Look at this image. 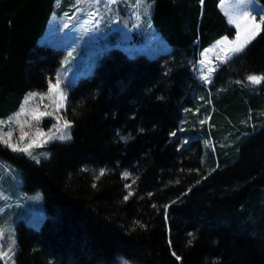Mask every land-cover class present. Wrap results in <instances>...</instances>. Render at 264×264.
Masks as SVG:
<instances>
[{
    "label": "trees",
    "instance_id": "1",
    "mask_svg": "<svg viewBox=\"0 0 264 264\" xmlns=\"http://www.w3.org/2000/svg\"><path fill=\"white\" fill-rule=\"evenodd\" d=\"M72 2L0 0V118L54 78L64 50L38 38ZM144 16L170 51L110 42L68 90L71 139L37 160L0 144L19 187L43 198L37 227L17 221L16 264H264V82L245 79L264 75V33L205 85L200 52L235 34L220 0H144Z\"/></svg>",
    "mask_w": 264,
    "mask_h": 264
},
{
    "label": "rangeland",
    "instance_id": "2",
    "mask_svg": "<svg viewBox=\"0 0 264 264\" xmlns=\"http://www.w3.org/2000/svg\"><path fill=\"white\" fill-rule=\"evenodd\" d=\"M134 5L135 0H116L114 4H109L108 0H100L99 3L95 4L86 2L79 5L75 4V0H73L72 5L65 8V11L62 13L63 15H58L56 10L52 12L51 18L43 34L38 38V41L55 45L64 50L62 62L59 64L54 78L48 82L49 85L50 82L55 83L56 80H59L60 85L59 88L51 93L48 92V85L44 90L28 92L16 111L12 112L6 118H0V120L10 121V118L19 112L22 107L28 109V111L19 117V123L10 122L0 125V128L5 132L8 131L9 128L12 129L13 143H19L20 123L24 121H28V123L24 124L23 131L29 132V136L24 138L23 143H27L30 138H36L34 133L38 129L45 133H48L49 129L55 132L56 129L53 126L57 124V118H60L59 123L61 125L63 124V121L66 119L64 110L67 104V93L69 88L81 77L90 75L93 72L99 53L113 41L128 49V53L130 54L141 51L149 56L156 57L161 53L170 51V45L155 31L151 24V19L149 21V19H146V16H144L142 20H137L136 16L133 15V13H138L141 18V12L144 9V0H142L140 5ZM220 7L227 18L229 13L235 14L237 11L235 0H225L224 4H220ZM249 7H255L257 11H259V8L264 6L257 0V4ZM77 8L82 9V11L77 12ZM93 12L97 13L92 17L93 22L85 24L84 21L88 20L90 14ZM105 20L107 21L106 29L102 26ZM95 21H99V23L97 24ZM140 21L142 23L141 27ZM65 25H67V27ZM141 33L142 36L139 41H137L136 36H139ZM234 36L229 37V39L234 38ZM215 42L205 49L214 46ZM77 45L82 47L81 50H78V54L74 53L75 46ZM203 51L204 49L200 52L199 59ZM69 53H71V55H69ZM207 55L213 62V64L209 66H215L219 64L216 56L223 55V53L217 48L215 52H209ZM196 76L198 78L200 76L198 64H196ZM31 92L43 93L45 95L43 99L37 96L25 104L24 101ZM61 93H63L66 99L64 100V106L57 109ZM215 107V103H211V108L214 109ZM33 109H38L41 112H50L52 115L41 117L40 120H35L33 119ZM213 116L214 115H212V122H210L211 126L214 123ZM221 116L220 112H218L215 116V121H218ZM201 120H205V118L202 117ZM215 129L214 123L209 130V141L214 151L217 152V146L221 144V142L218 140ZM70 130L71 127L68 129L69 135ZM47 144L48 143L40 147H34L31 150L36 160L45 155H49V153H47ZM21 146L23 145L21 144ZM17 174L20 178V169L9 163L8 160L0 157V209H2L0 210V226L6 227L14 236L17 221L19 222L22 219L25 223L37 227L43 217V215L41 217L39 216L43 213V198L41 193L39 191H23L19 187L20 182H17ZM121 263L131 264L129 262ZM0 264H16L14 255L12 261L6 262L0 260Z\"/></svg>",
    "mask_w": 264,
    "mask_h": 264
},
{
    "label": "snow or ice",
    "instance_id": "3",
    "mask_svg": "<svg viewBox=\"0 0 264 264\" xmlns=\"http://www.w3.org/2000/svg\"><path fill=\"white\" fill-rule=\"evenodd\" d=\"M86 2H91L95 4L99 3L100 0H75V4L77 5ZM204 2L205 0H199V3L201 5H203ZM108 3L114 4L116 3V0H108ZM141 3L142 0H135V5H140ZM224 3L225 0H220L221 5ZM254 4H257V0H235L237 11L235 12V14H228V23L230 25H234L235 27L234 38L229 39V37L224 36L220 40L216 41L214 46L204 49V51L201 53V58L196 63L199 65V79H201L205 85L211 84L212 77L218 71L220 65L229 63L235 56L242 53L247 48V46L250 45L256 39L257 36L264 33V7H260L259 11H257V8L249 7ZM76 11L79 12L82 11V9L77 8ZM96 14V12L91 13L89 19L84 21V23H92V17H94ZM133 15L136 16L137 20L140 19V15L138 13H133ZM95 23L98 24L99 21H95ZM65 26L67 27V25ZM217 48L220 50V52L223 53V55L216 56L217 61H219L218 65L209 66L212 65L213 62L207 54L209 52H215ZM69 55H71V53H69ZM245 79L252 84L259 85L264 82V75L249 74L246 76ZM236 83H242V81H236ZM59 85V80H56L55 83L50 82L48 85V92H53L54 90L59 88ZM44 95L45 94L43 93L31 92L26 97L24 103L27 104L28 101L33 100L37 96H40L41 99H43ZM65 99L66 98L64 97L63 93H61L60 102L57 104V109L64 106ZM26 111H28V109L22 107L19 112H17L12 118H10V121L0 120V125L10 122L19 123V117L23 115ZM32 113L33 119L35 120H40L41 117L52 115V113L50 112H41L38 109H33ZM59 119L60 118H57V124L53 126L56 129L55 132H52V130L49 129V132L45 133L42 130L38 129L34 133V136L36 138H30L27 143H23V141L25 137L29 136V132L23 131V126L24 124H27L28 121L20 123L19 143H13V131L11 128H9V130L6 132L3 131L2 128H0V144H3L4 146H6L7 149H10L12 152L24 153L30 156L32 159H36V157L32 154L31 151L34 147H40L43 144L51 142L52 140L66 141L71 139V136L68 134V129H70L71 127V122L65 119L63 121V124L61 125L59 123ZM205 122V120L200 121L201 124H204ZM170 135L175 136L176 133L173 132L170 133ZM121 139L127 138L121 137ZM209 143V141H205L206 145H208ZM21 144L23 146H21ZM105 172L106 169L101 168L99 170V176H103ZM99 176H97L96 179H99ZM121 176L123 179H128L131 176V173L128 171H124ZM133 183H135V181H133ZM93 187H95V184L93 185ZM125 187L128 188L131 187V185L126 184ZM131 195L132 192H129L123 197V199L128 200ZM149 195H151V193H149ZM165 209H167V205H165ZM165 218L167 219V216ZM189 235L192 234L189 233ZM15 244L16 240L14 234L9 232L6 227L0 226V260L6 262L12 261L13 255L15 253ZM172 255L177 261L181 260V257L177 255L174 251L172 252Z\"/></svg>",
    "mask_w": 264,
    "mask_h": 264
}]
</instances>
